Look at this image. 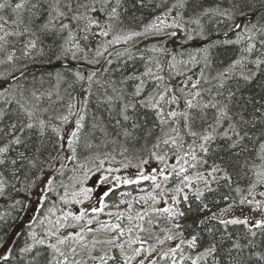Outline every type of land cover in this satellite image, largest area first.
Instances as JSON below:
<instances>
[{"label": "trees", "instance_id": "trees-1", "mask_svg": "<svg viewBox=\"0 0 264 264\" xmlns=\"http://www.w3.org/2000/svg\"><path fill=\"white\" fill-rule=\"evenodd\" d=\"M4 2L5 0H0V3ZM19 2L20 0H8L12 7ZM56 2L57 0L29 2L28 7H31V3L39 5L37 24L42 25L51 20L46 32L37 30V24H33L30 25L32 33H23L24 24L15 25L11 22L16 18L11 8L0 9V15L6 18L10 13L12 15L8 18L5 31L23 33L8 36L7 44L0 41V92L8 90L0 96V111L6 113L0 120V129L7 132L10 124L15 122V112L18 109L15 101L21 99V93L30 108L35 106L38 109L36 116L49 125L42 136L38 134V130L28 129L24 132L17 130L12 136L0 134V147L13 136H19L24 141L20 145H10V151L6 154L7 162L0 165V179L6 181L3 194H0V256L9 257L7 261L0 260V264H45L43 258H51L53 254L51 249H46V245L55 243L56 235L60 234L58 228L65 224L59 215H62L63 207L70 209L69 198L82 185L76 190L72 188L77 187L75 184L78 180H89V174L102 170L104 165L103 182L112 189L108 196H103L102 204H120L123 220L134 224V233L138 232L139 224L144 222L162 237L160 247L147 255L145 264H148V260L157 258L161 252L174 255V261L179 262L180 248L194 254L192 259L184 260L186 264H192L193 260L197 264H264V259H258V256H264V229L251 227L256 220L264 218V196L260 195L264 192V182L257 183L256 173L260 168L254 167L262 163L260 156L264 154L260 150V143L264 142V65L256 68L253 63L258 57L264 58L260 55L264 52V44L261 43L264 40V0H184L186 6L183 8L179 7L178 0H120L118 6L116 0H110L111 6L117 7L115 19H110L107 12L79 9L78 14L99 21L100 27L88 24L83 19L72 21L71 14L69 17L52 20L48 15L51 11L49 6H56ZM64 3L66 0H60L61 8ZM75 3L76 0H73L74 6ZM80 3L92 5L93 0H80ZM94 6L97 9L100 7L98 2ZM20 15L25 22L28 21L29 14L26 10H21ZM55 15L52 12V16ZM197 20L198 23L194 22ZM61 22L70 27L61 32ZM173 23H178L180 27H171ZM86 24L88 31H81ZM237 24L239 27L235 28ZM148 25H156L160 31L152 30L144 34ZM101 30L109 34L100 35ZM170 31L176 32V36L165 45L170 48L166 52L153 51V48H161L164 41L162 38L146 39L129 48L143 37ZM133 32L142 35L132 36L127 41L123 39ZM0 35H4V32L0 31ZM85 35L88 36L87 40L84 39ZM188 36L193 39L188 40ZM117 37L120 39L117 40ZM30 41L35 43V48L25 50ZM76 45H79V50ZM249 45H255L252 52L247 51ZM114 48L118 50L103 59ZM64 49H67L66 53ZM8 56L13 59L9 61ZM237 60L240 64L232 67ZM169 63H174L175 69H171ZM158 64L163 70L157 67ZM77 65L93 69L100 67V70L95 72L89 82L87 76L93 72L77 68ZM149 68L153 73L163 76L164 83L172 87L182 86V81L189 75L193 80L200 78L202 88L213 89L212 93L204 94L205 101L215 96L217 91L224 93V97L217 99H225L229 91L234 92L235 96L231 100L233 112H242L246 120L256 125L255 128L251 123L243 126L250 139H245L240 148L229 150V141L215 136L207 144V153L200 150L201 141L197 139L194 143L192 137H185L181 150L163 143L159 148H154L156 137L145 136L143 130L158 123L155 113L139 104L135 110L129 109L128 114L132 119L122 123L129 131H133V122L140 124L142 129L133 131L132 137H125L121 128L115 124L116 119L120 118L118 104L111 106L109 111L110 106L104 102V89L100 85L107 87L111 83L117 92L123 91L131 97L139 83L134 78L140 76L145 81L142 96H146L153 92L157 83L142 75ZM25 70L26 73L21 78L13 81ZM78 71L85 77L83 81L76 80L75 74ZM249 72L255 75L249 81H244L241 73ZM219 73H226L227 76L223 89L218 88ZM128 77L133 79H127ZM108 94L115 96L117 93H113L109 87ZM70 96L76 97V100L71 101L76 105L71 111L77 115L69 116V120L63 122L58 117L68 115ZM180 107H183L182 102ZM256 109L260 111L257 112ZM78 115L85 116L84 127L79 130L70 147L67 141L75 129ZM212 116L213 110H209V123L212 122ZM94 124L97 126L93 127ZM54 128L59 132H54ZM228 128L229 122H222L217 131L223 132ZM156 131L159 134L158 128ZM231 135L229 132V136ZM42 145L41 155L36 149ZM189 145H192V149H189ZM20 152H25L29 157L39 156L44 161L47 177L53 180L52 190L44 193V201L38 203L39 191L31 187L36 170L30 169L27 162H23L24 167L18 175H13L15 166L10 161L17 158ZM153 152L164 156V161L157 160L152 155ZM187 152H194L197 159L194 161L191 155L184 156ZM177 155L184 156V159L177 161ZM0 159L5 157L0 156ZM181 166L185 168V172L176 176L175 172ZM213 166L221 170L208 175ZM160 169H164L163 175L160 174ZM225 169L230 176V183L222 178ZM151 175H156L155 181L140 179L138 183H124L125 179L137 180L138 176ZM185 175L189 180L183 181ZM165 176L168 178L165 179ZM92 181L93 177L89 180V187ZM39 187L42 188L43 185ZM177 187L182 191L176 192ZM161 192L170 195L167 196L170 199L167 209H170L171 215L156 209V196ZM197 193H202L199 199H196ZM185 195L187 200L184 199ZM126 196H134L132 204L128 203ZM173 196L176 197L175 202L172 200ZM121 200L122 203H119ZM249 200L253 203L249 204ZM256 201L260 202L259 208ZM84 204L85 202L82 203ZM72 212L75 213L76 210ZM127 214L131 216L125 218ZM234 218H247L249 223L219 222L221 219ZM71 219L68 218L67 221L70 222ZM159 220L162 230L166 228V233L172 239L161 236L158 230L160 227L156 224ZM52 232L56 235H51ZM252 232L256 235L253 236ZM31 234H35V240L44 239L45 245L36 244ZM194 237L195 244L190 247ZM129 243L130 246H127L117 237L115 244H122L123 251L113 244L105 255V258L113 257L108 259V263L124 264L125 256H133L134 249L139 245L137 242ZM234 243H239L240 248H234ZM29 245H33L31 252L20 251ZM212 245L216 248L214 253L201 255Z\"/></svg>", "mask_w": 264, "mask_h": 264}, {"label": "snow or ice", "instance_id": "snow-or-ice-1", "mask_svg": "<svg viewBox=\"0 0 264 264\" xmlns=\"http://www.w3.org/2000/svg\"><path fill=\"white\" fill-rule=\"evenodd\" d=\"M30 0H20L19 3H15L14 7H12L11 4L8 3V0H5L4 3H0V9H6L11 8L12 12L16 14V18L13 19L11 22L15 25L24 24L23 33H32L33 29L30 27V25L37 24L39 13V5L37 3H31V7H28ZM99 3L100 7L97 9L94 5L95 3ZM120 0H116L117 6L119 5ZM179 7L183 8L185 7L184 0H178ZM234 7H237L238 5H233ZM51 8V11L48 12V15L51 17L52 20H55L57 18H65L69 17V14H71L70 19L72 21H80V20H87L88 24H94L97 27H100V22L91 19L90 17H87L83 14H78L79 9L83 8L86 11H100V12H107L110 19H115L117 17V7L111 6L110 0H93V4L89 5L87 3H80V0H76L75 6L73 5V0H66V3H64L63 7L60 6V0H57L56 6H49ZM175 7V6H174ZM110 8V11L108 9ZM21 10H26L29 14V19L27 22H25L24 18L20 15ZM171 11V9H170ZM52 12H55V16H52ZM159 19V17H157ZM0 21H3V23H0V31L4 32V35H0V41L4 42L5 44L8 43L7 37L11 35H22L23 33L19 32H8L5 31V25L8 24V18H6L3 15H0ZM198 23L199 21H194ZM51 23V20L45 22L42 25L37 24V30L46 32L48 30V25ZM88 24L85 25L84 28L81 29V31H88ZM70 27L67 23H60V30L63 32L65 29H68ZM110 27V25H109ZM173 28H179L180 25L178 23H173L171 25ZM239 27V25H237ZM255 27V26H254ZM160 31V29L156 25H148L145 29V33L147 34L149 31ZM109 33L107 31L101 30L100 35L107 36ZM142 35L141 33L133 32L131 36H125L123 39L125 41L132 38V36ZM171 36H175L176 33L172 32L170 33ZM84 39L87 40L88 36L85 35ZM120 38L117 37V40ZM188 40H192V36L187 37ZM262 44H264V40L261 41ZM77 49L79 50V45H76ZM26 48H35V43L30 41L28 45H26ZM255 48V45H249L247 51L252 52ZM167 51L166 47L161 46L160 49L153 48V51ZM207 51V50H205ZM64 52H67V49H64ZM27 54V52L25 53ZM99 55V53H97ZM262 57H264V52L260 54ZM13 59L12 56H8V60L11 61ZM175 57H173V60ZM254 65L256 68H260L262 65H264V58H257L254 60ZM240 64V61H234L232 67H235L236 65ZM158 68L162 69L161 65H157ZM169 67L171 69H175L176 65L174 63H169ZM179 74V73H178ZM95 73H92V75L87 76V80L89 82L92 81L93 76ZM144 77H150L152 80L156 81V86L153 90V92L148 93L146 96H142V93L145 91V81L140 77L137 76L134 79L138 80L139 83L136 84L131 97L127 96L123 91L117 92V89L115 86L111 83L105 87L104 85H100L101 88L104 89L103 95H104V102L109 105V111H111V106H116L118 104V116L119 119H116L115 124L119 126L123 132V135L125 137H132L133 131L135 130H141L142 126L136 122H133L131 127L133 131H129L122 122H127L132 117L128 114L129 109H136L137 104H139L142 108H148L152 110L155 113V119L158 122L154 125L152 128H148L146 130H143V134L148 137L155 136L156 137V143L153 145L154 148H159L160 144L163 143L166 146H171L176 148L177 150H181L184 147L185 144V137H192L193 142L197 139L201 141L199 147L200 150L204 153L208 152L207 144L210 143L215 136H220L222 139L228 140V148L229 150L240 148L242 142L245 139H250L248 132L244 130V125H249L251 123V126L253 128L256 127L255 123L250 122L249 120H246L244 118V115L242 112H233L231 107V100L235 96V93L232 91L228 92V96L225 99H217V97H224L223 91H217L215 96H212L207 101L204 99V94L212 93V88H202L201 87V79L197 78L193 80L192 76H187V78L182 81V86L180 87H172L171 85L164 83V77L161 75H158L156 73H153L152 70L149 68L147 69L143 74ZM255 73L249 72L248 74L241 73V78L244 81H249L252 76H254ZM203 77V70H201V78ZM76 80L83 81L85 77L80 74L78 71L75 74ZM218 78L220 80V83L218 85L219 89L224 88V80L227 78L226 73H219ZM127 79H133V77H128ZM123 83V81H122ZM161 84H163V87H161ZM69 87H73V85H69ZM111 88L113 93H117L115 96L108 94V88ZM7 89H4L3 92H0V96H3L5 92H7ZM36 99H39V97H36L35 93L32 94ZM70 102L68 103V115H61L58 118L63 121L67 122L69 120V116L77 115V113H73L71 110L76 106L71 101L76 100V97L70 96ZM7 102V101H5ZM181 102L183 103V107L181 108ZM16 105L18 106L17 111L15 112V122L11 123L8 127V131L5 132L4 129H0V134L4 136H12L13 133H15L17 130L20 132H24L25 129L28 130H38V134L40 136L43 135L47 127L49 126L48 123L42 119L36 116V111L38 109L28 106V101L24 99L23 93H21V99H18L15 101ZM85 103H87V100L85 99ZM176 106V107H170V106ZM167 108V110H166ZM213 110V116H212V122H208V111ZM46 111V110H45ZM257 112L260 111V109H256ZM6 113L4 111H0V120H2L5 117ZM85 120L84 115H78V118L75 120V129L71 132L70 138L68 139V145L71 147L77 136L80 129L84 127L83 121ZM35 121V122H33ZM222 122H229V128L227 130H224L223 132H218L217 129L221 126ZM97 125L94 124L93 127H96ZM159 129V134H157L156 129ZM199 129V130H197ZM54 132H59L58 129H53ZM229 132L232 133L231 136H229ZM119 134V133H118ZM262 136H264V133H262ZM24 143L22 141L21 137L19 136H13L12 139L8 140L7 143L4 144L3 147H0V156H4L5 159H0V165H5L7 162L6 154L10 151V145H20ZM25 147L27 148V144H25ZM42 147L37 148L36 152L40 153L42 155ZM189 149H192V145H189ZM260 150L261 153H264V142L260 143ZM153 156L156 157L159 161H164L165 157L157 155V153L153 152ZM191 155L192 160H196L197 157L194 152H187L184 153V156ZM184 156L177 155L176 159L177 161L183 160ZM53 159H56L55 157ZM260 160L262 163L260 165H254V167H259L260 170L256 173L257 175V183L264 182V154L260 156ZM11 164L14 167L13 169V175L16 176L19 174L21 169L24 167L23 162H27V165L30 167V169H35L36 172L33 173L34 180L32 182L31 187L37 188L39 191L38 195V203L45 200L44 193L50 192L52 190L51 185L53 184V180L51 178L47 177V173L45 172V169L43 167L44 161H41L39 159V156L33 155L32 157H29L25 152H20L18 157L15 159H12ZM146 162V161H145ZM187 162V161H185ZM195 166V165H193ZM52 165H49V168H51ZM216 166H213L212 171L208 173V175H212L213 172L220 171ZM156 171L155 169L153 170ZM175 171V167H174ZM225 172V175L222 177L225 180H228L229 183L231 182L230 176L227 174V170H223ZM160 174H164V169L159 170ZM185 172V168L181 166L179 168L178 172H175L176 176H180L182 173ZM38 173V174H37ZM165 179L168 177L165 176ZM215 179V177H213ZM140 179H151L152 181L156 180V175L151 176H138L137 180H128L125 179L124 183H138ZM189 180L188 176L183 177V181ZM182 181V182H183ZM6 181L3 179H0V194H3L4 187H5ZM40 185H43V187H39ZM159 187V185H157ZM255 187V185H253ZM182 189L177 187L176 192H181ZM81 192L84 194L85 198H88V193L91 192V189H81ZM108 192L105 191L103 193L104 196H108ZM76 193H73V196H76ZM200 195L202 193H197L196 199L200 198ZM261 196H264V192L260 193ZM63 199V198H62ZM184 199L187 200V195L184 196ZM172 200L175 202L176 197L173 196ZM103 203V200L100 201ZM243 202V201H242ZM249 204H252L253 201L249 200ZM257 205V208L260 207V202H255ZM205 208H207V205H204ZM93 212H99L101 209L93 208ZM164 212H169L171 215L170 209H162ZM85 213L82 211L80 215L73 216L71 212L66 213L63 217L64 220H67L69 217H71L75 221H80ZM179 215H183V213H179ZM213 218H216L215 216ZM221 224H244L248 225L249 221L247 218L241 220L238 218H234L231 220H223L221 219L219 221ZM88 223L90 224L91 221L89 220ZM57 224H59V221H57ZM257 229H264V218L258 219L255 221V223L251 226ZM112 229L117 231L119 235H123L124 230L120 227L119 224L112 225ZM128 231H131L129 229ZM251 231V229H249ZM51 235L55 236L56 233L52 232ZM33 236V239L35 240V234H31ZM77 236H79V233H76ZM252 235L255 236L256 233L252 232ZM72 236L71 233H69L68 236H65L63 238H60L57 236L55 243H48L46 245V249H51L52 255L51 258H48L45 256L43 259L45 261V264H81L80 261L70 260L66 252L62 251L59 245L65 244V242L70 239ZM82 239V238H81ZM168 239H172L171 236L168 237ZM110 244H114L116 247L120 248L121 251H123V245L122 244H115V239L107 241ZM36 244L39 245H45L44 239L35 240ZM195 244V237L193 238V241L190 242V247L194 246ZM234 248L239 249L240 244L234 243ZM33 248V245H29L26 248L20 249L22 253L25 252H31ZM173 252L175 249L172 250ZM216 251L215 245H212L208 247L204 253L201 255H210ZM73 254H75V249H72ZM134 255L133 256H125L124 257V264H130L131 260L136 259V257L140 256L141 249L137 248L134 249ZM39 256L40 253H37ZM91 259H96L95 256H91ZM9 259L8 255H2L0 256V260L7 261ZM99 259L103 262V264H107V260L105 259V256H100ZM107 259H113V257L108 256ZM258 259H264V256H258ZM139 264H145L144 260H140ZM192 264H197L196 260L192 261Z\"/></svg>", "mask_w": 264, "mask_h": 264}, {"label": "rangeland", "instance_id": "rangeland-1", "mask_svg": "<svg viewBox=\"0 0 264 264\" xmlns=\"http://www.w3.org/2000/svg\"><path fill=\"white\" fill-rule=\"evenodd\" d=\"M11 14V13H10ZM9 14L10 18L12 15ZM30 48H25V50H29ZM106 165L103 166L105 168ZM102 170H97L94 172H91L89 174L90 179L93 177L92 183H90V187H95L91 189V192L88 193V198L86 199L84 194L81 192V189H90L88 186L89 180H83L77 181L75 188H72V190H76L79 188L80 185L82 187L78 190L76 193V196H72L69 198V206L71 203L70 209L76 210V212H72L69 207H63L62 209V215H59L61 221L65 224L60 225L59 235H56L63 238L65 236H68L69 233L72 234L71 238L68 239L65 244L59 245L62 251L66 252L70 260L80 261L81 264H103V262L99 259L100 256H105L114 246L113 244L108 243L107 241L116 239L117 237L127 246H130L129 242H137L139 249H141L140 256L136 257V259L131 260L130 264H139L140 260H144L147 255L152 253L156 247H160L162 237H160L158 234H156L155 230L152 229L148 224H145L144 222L139 224L140 227L137 228V233L133 232V225L128 223V221L123 220L122 216V208L120 204L116 203H105V204H98L100 202L99 197L103 195V191H106V184L103 182V176H102ZM116 183L115 181H111ZM101 184L103 187H99L98 185ZM144 191V189H140ZM72 193V192H71ZM104 196V195H103ZM170 195H166V193H160L159 196L157 195L156 198V209L162 210L167 208L169 205L170 199L167 197ZM128 203L132 204V198L134 196H126ZM92 203L91 206L86 208H82V203ZM119 203H122V200L119 201ZM80 206V207H77ZM76 208V209H75ZM93 208L101 209L99 212H93ZM79 209V210H78ZM81 209V210H80ZM85 210V211H84ZM84 212L85 215L80 221H75L73 219L69 221L64 220L63 217L66 213L71 212L73 216L80 215L81 212ZM129 218L131 215L127 214L125 215V218ZM71 218V217H69ZM91 221L89 224L88 221ZM162 221V220H161ZM119 224L120 227L124 230L123 235H119V233L112 229V225ZM157 227H160L158 230H160L161 236H166L168 238L171 236L169 233H166V228L162 230L160 220L157 221ZM163 225V222H162ZM61 229L63 231H61ZM131 229V231H128ZM76 233H79L80 235L77 236ZM172 237V236H171ZM82 238V239H81ZM56 242V239L54 240ZM159 242V243H158ZM153 248V249H152ZM72 249H75V254H73ZM91 256H95L96 259H91ZM179 262H175V256L174 255H167L166 252H161L157 258L153 260H148V264H186L184 260H190L194 257V254L183 250L182 248L179 249ZM140 258V259H139ZM108 263V259L105 258ZM139 259V261H138Z\"/></svg>", "mask_w": 264, "mask_h": 264}, {"label": "water", "instance_id": "water-1", "mask_svg": "<svg viewBox=\"0 0 264 264\" xmlns=\"http://www.w3.org/2000/svg\"><path fill=\"white\" fill-rule=\"evenodd\" d=\"M237 25H239V24H237ZM237 25H236V27L235 28H237ZM172 32H174V31H170V32H167V33H165V34H162V35H150V36H146V37H143L140 41H138L137 43H135V44H133V45H131L129 48H132V47H135V46H137L138 44H140L141 42H143L144 40H146V39H150V38H162L164 41H163V43H162V46H165L172 38H173V36H171L170 35V33H172ZM176 33V32H175ZM176 36V35H175ZM174 36V37H175ZM116 50H118V48H114V49H112V50H110V51H108L105 55H104V57H103V59H105V58H107L108 56H110L112 53H114ZM77 68H82V69H84V70H86V71H89V72H93V73H95V72H97V71H99L100 70V67H98L97 69H93V68H89V67H84V66H76ZM23 74L24 73H20L18 76H16L13 80H16V79H18V78H21L22 76H23Z\"/></svg>", "mask_w": 264, "mask_h": 264}, {"label": "bare ground", "instance_id": "bare-ground-1", "mask_svg": "<svg viewBox=\"0 0 264 264\" xmlns=\"http://www.w3.org/2000/svg\"><path fill=\"white\" fill-rule=\"evenodd\" d=\"M167 50H170V48L169 47H167ZM65 66L67 65L66 63L64 64ZM21 73H26V70L25 71H22ZM20 74V73H19ZM14 81V80H13ZM10 82H12V81H10Z\"/></svg>", "mask_w": 264, "mask_h": 264}, {"label": "flooded vegetation", "instance_id": "flooded-vegetation-1", "mask_svg": "<svg viewBox=\"0 0 264 264\" xmlns=\"http://www.w3.org/2000/svg\"><path fill=\"white\" fill-rule=\"evenodd\" d=\"M103 196V195H102ZM102 196L101 197H99V199L101 200L102 199ZM92 204V203H91ZM86 207V206H85Z\"/></svg>", "mask_w": 264, "mask_h": 264}]
</instances>
